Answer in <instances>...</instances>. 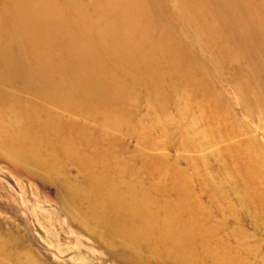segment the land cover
I'll return each instance as SVG.
<instances>
[{
	"label": "bare ground",
	"instance_id": "6f19581e",
	"mask_svg": "<svg viewBox=\"0 0 264 264\" xmlns=\"http://www.w3.org/2000/svg\"><path fill=\"white\" fill-rule=\"evenodd\" d=\"M166 1L173 23L142 29L120 0H59L62 17L49 15L53 0H0V148L63 175L72 217L134 254L252 264L263 250L264 264V134L231 140L264 129V0ZM257 190L250 218L224 208L229 192ZM246 222L263 230L246 235ZM0 264L23 263L0 245Z\"/></svg>",
	"mask_w": 264,
	"mask_h": 264
},
{
	"label": "rangeland",
	"instance_id": "374dc122",
	"mask_svg": "<svg viewBox=\"0 0 264 264\" xmlns=\"http://www.w3.org/2000/svg\"><path fill=\"white\" fill-rule=\"evenodd\" d=\"M58 1L53 0L55 5L51 7L49 15L62 17L63 14H66V12L61 11L59 8ZM116 1L119 2V0H113L115 8H117L118 4ZM120 1L128 2L135 8L132 9L133 12L127 21L128 24L130 23L129 25L138 23V26H142V29H150V26L157 27L160 24H164L165 21L173 23L171 21L172 13H168L170 11V3H167L166 0ZM94 2L97 10L100 5L109 3V0H94ZM81 5L72 8L73 11L71 9L69 12L77 14V10L82 7ZM111 14H115V12ZM259 18L262 20V13H259ZM135 21L138 22L135 23ZM93 37L95 38V35ZM213 76L214 79L217 78L218 73H214ZM215 82V89L217 90L219 86L218 79H215ZM219 87L223 88L222 86ZM261 126L254 128L251 132H244L238 136L235 135V137H231V140L237 141L246 137H250L252 140L259 139L264 134L263 124ZM218 145L198 152L186 150L174 151L170 148L155 150L152 153L159 154L163 152L178 154L179 156L207 155L209 151L217 148ZM4 150L5 148H0V245L2 251L10 255H16L18 260L23 264L26 262H28L27 264H158V261L162 262L165 259H150V255L145 250V247H141L140 251L134 254L133 251L135 250L109 241L108 235L102 230V227L94 224L91 220H88V223L92 231H88L79 219L72 217L71 213L74 210V204L65 205L60 199V196L67 201L70 198L64 191H60V186L57 182L63 179V175L60 174L58 178H55L51 174L44 173L32 163L30 164L28 159L27 162L20 164L15 160L9 159ZM209 160L206 162L209 169L207 174L211 179L218 181L221 179V173L218 166L214 164L215 162ZM250 193L229 192L224 197V208L226 209V206L230 208L231 204H233V208L246 206L248 210H246L245 215L246 218H250L252 214L260 212L259 207H263V191L257 190L255 194ZM254 198H257L258 201H254ZM79 207L83 211V206ZM241 213H244V211H241ZM217 216L219 215L215 212L210 217L217 218ZM261 221L263 223V220ZM259 223L261 222L250 224L246 222L248 225L245 226L247 230L245 234H251L254 237L252 231L257 225V228L260 230L257 229L256 231L260 234L262 223L260 226ZM250 230L251 233L249 232ZM253 237L247 238L245 242H251ZM261 241L260 246H263V239ZM249 242L246 243V246L249 244L248 246L251 247L253 244L251 242V245ZM258 253V257H255L251 261L254 262L252 264H263V259L260 258L263 250ZM165 261L167 264H173L167 259Z\"/></svg>",
	"mask_w": 264,
	"mask_h": 264
}]
</instances>
